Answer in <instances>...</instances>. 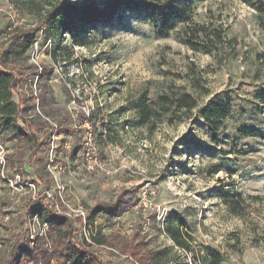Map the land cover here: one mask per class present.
I'll return each mask as SVG.
<instances>
[{
	"label": "rangeland",
	"instance_id": "374dc122",
	"mask_svg": "<svg viewBox=\"0 0 264 264\" xmlns=\"http://www.w3.org/2000/svg\"><path fill=\"white\" fill-rule=\"evenodd\" d=\"M0 9L1 56L19 39L18 33L7 29L9 15H16L24 31L36 28L39 16L14 0H0ZM259 11L245 0H195L191 21L160 38L145 12L122 9L111 24L92 26L89 33L80 29L76 40L62 42L73 46V61L65 62L66 55L61 54L54 62L43 35L38 47L26 54L31 69L54 68L46 92L53 107L28 102L26 114L43 123L45 133L55 135L49 153L44 150L40 155H49V163L59 152L62 168L55 171V179L64 186L65 197L74 206L90 209L111 205L123 189L136 188L128 192L118 215L97 220L103 234L135 237L134 242L161 251L164 262L204 264V247L209 246L222 253V264H264V112L253 103L254 91L264 87ZM188 28H199L194 40L202 50L184 42ZM40 72L19 83L24 98L44 91ZM144 92L151 103L162 95L176 98L187 93L198 107L163 117L152 130L138 120L136 100ZM215 95L231 97L233 104L218 144L201 116V108ZM83 115L91 117L97 128L90 122L82 125ZM63 119L73 129L83 127V132L58 134L56 124ZM245 126L259 128L262 135L240 133ZM88 128L91 141L84 138ZM80 139V151L73 156L70 147ZM4 143L13 151L10 142ZM220 164L224 168L212 173ZM35 165L40 167L41 162ZM0 187L2 201L12 200L13 207H21V198L30 193L4 183ZM179 219L187 222L184 231L193 237L189 253L178 249L165 233L168 221L175 224ZM76 225L79 232L74 239L86 243L79 237V221ZM12 234L0 229V237ZM91 247L108 263L138 264L121 247Z\"/></svg>",
	"mask_w": 264,
	"mask_h": 264
},
{
	"label": "trees",
	"instance_id": "16d2710c",
	"mask_svg": "<svg viewBox=\"0 0 264 264\" xmlns=\"http://www.w3.org/2000/svg\"><path fill=\"white\" fill-rule=\"evenodd\" d=\"M256 5L259 11L260 24L264 30V0H245ZM19 6L23 4L26 9L32 10L39 16L36 28L23 30L19 24L8 26L10 33L16 32L19 39L6 48L0 56V138L4 142H10L12 150L7 154V165L11 170L21 171L29 165L32 175H35L36 182H41L45 189L55 185L56 181L48 169V157L40 155L44 150L49 153L51 143V133H45L42 129L43 123H37L32 117L26 114L28 102L42 104V106L53 107L54 101L47 97V86L54 68L50 65H40L31 69L27 63V53L33 49L35 41L40 35L44 36V43L50 46V55L54 62L58 57L66 55L65 62L73 61L74 48L69 45H62L66 38L76 40L80 29H85L89 33L92 26L98 24H111L120 17L122 9H129L136 12H145V17L154 25L155 34L160 38H167L175 31L179 24L189 23L195 8V0H84L80 3H73L67 0H14ZM43 28V29H42ZM41 33L39 35V31ZM199 28H188L185 33L184 42L193 49L200 51L202 47L194 39ZM3 50V48H0ZM204 50L209 51L208 48ZM76 60V59H75ZM77 61V60H76ZM40 72L41 83L44 81V91L40 96L31 94L24 98L19 92V83L23 79L36 78ZM39 80V79H38ZM18 96V99H16ZM254 107L259 112H264V87L257 88L253 93ZM198 107L197 100L190 94H181L176 98L166 95L159 97L157 102L151 103L148 93H142L136 100V110L139 123L155 130L158 122H163V117L174 112H191ZM233 109L232 98L215 95L207 105L201 108V116L205 124L211 131L212 140L218 144L221 140L219 131L224 127L225 120L230 116ZM50 112L46 111V115ZM81 124L88 121L91 126L97 128V123L91 117L81 116ZM170 122H173L170 120ZM83 128V127H82ZM73 129L68 125L66 119L58 121L56 131L58 134L69 132H83V129ZM246 136L259 137L262 131L257 127L245 126L239 130ZM67 134V133H66ZM103 134V133H101ZM110 135V133H109ZM108 135V136H109ZM81 139L71 145L72 155L75 156L80 151ZM61 147V146H60ZM58 151L63 150V147ZM45 160V161H44ZM54 161L61 163L59 152ZM41 162L38 167L35 164ZM224 168L220 164L214 167L212 173H218ZM136 189V188H135ZM135 189H131L135 191ZM123 189L119 198L111 205L98 204L89 209L90 223L96 227V234L92 235L94 245L110 246L112 248L121 247L124 253L134 257L138 264H189L175 260L174 262H164L161 251H152L143 241L134 242V238L126 239L119 237L111 238L98 229L95 222L102 218H111L118 215L126 204V196L132 191ZM131 191V192H130ZM227 193L224 194L226 196ZM14 204L12 200L0 197V208ZM27 205H22L24 210ZM39 213L41 219L49 226V237L52 242L51 251L46 247L43 239L32 245L26 236L20 234L24 225V217L19 215L10 223L0 220V229L13 231L11 237H0V264H111L105 261L98 253L92 249L93 244L79 243L74 239L78 233L77 221L65 216H56L49 212L42 205L35 206L34 213ZM185 220L179 219L174 224L168 221L165 233L170 237L174 245L186 253L193 250L192 236L184 229L187 227ZM2 240L4 241L2 243ZM204 264H222L223 255L218 250L209 246L204 247ZM111 254H114L111 252ZM128 260V259H127ZM136 264V263H132Z\"/></svg>",
	"mask_w": 264,
	"mask_h": 264
},
{
	"label": "built area",
	"instance_id": "2783aa9c",
	"mask_svg": "<svg viewBox=\"0 0 264 264\" xmlns=\"http://www.w3.org/2000/svg\"><path fill=\"white\" fill-rule=\"evenodd\" d=\"M9 18L11 27L21 24V22L16 19L15 14H10ZM37 47L38 39L35 41L33 49ZM86 123H88V121H86ZM85 131L84 138L91 141L93 134L91 128L85 129ZM54 144L55 135L51 137L50 146L52 147ZM10 152V150L6 149V144L0 138V185L4 183L10 189L20 192H23V190L27 188L30 190V193L27 197L21 198L23 206L28 204V206L23 207L25 208L24 210L22 206H18V209V207H13L12 204L10 206H2L0 208V220L4 223H10L13 219L21 215L24 217V225L20 230V234L26 236L27 240H29L32 245H34L38 239H43L46 242L45 245L47 249L51 251L52 242L49 237L48 223L41 219L39 213L36 212L33 214L34 207L42 205L56 216H65L70 219L78 220L80 229L79 237L82 241L94 245L92 235L96 234V227H93L90 223L89 209L82 205H72L64 195V186L58 182L52 187L45 189L40 181L36 182L37 178L35 175L31 176L32 170H28L27 165L21 171L11 170L7 165V154ZM55 156L56 155H51L48 163V169L54 178H56L55 171L62 168L59 163L54 161ZM26 172L30 175L24 178V173ZM95 225H98L97 221Z\"/></svg>",
	"mask_w": 264,
	"mask_h": 264
}]
</instances>
